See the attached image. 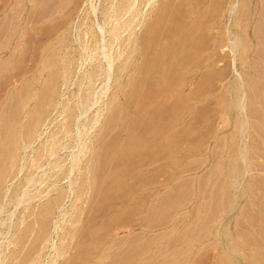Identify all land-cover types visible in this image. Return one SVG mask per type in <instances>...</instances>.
<instances>
[{
	"label": "bare ground",
	"instance_id": "bare-ground-1",
	"mask_svg": "<svg viewBox=\"0 0 264 264\" xmlns=\"http://www.w3.org/2000/svg\"><path fill=\"white\" fill-rule=\"evenodd\" d=\"M3 1L5 4L6 1ZM26 1L29 4L28 8L26 7ZM154 1L156 0H99L100 6L96 8L94 0H7V5L5 4L7 13L4 15V19L6 20V23L4 24L6 25L4 29L0 27V52L2 53V50L3 52L6 50V53L8 54L5 58L0 59V74H3L2 72L4 71L5 74L3 75L8 77L10 76L9 74L12 69L18 68L16 67L19 66V64L17 65V62L20 63L23 59L15 58L23 52L24 48H26L31 40L34 39L35 41H33L36 42L37 38L40 39L38 37V34L40 35L41 33L39 32L40 28L43 30V28L48 26L47 28L50 30H45L47 34H50V32L51 34L54 32L62 34L59 35V37L57 36L58 38H56L55 41L51 40L49 46H46V44L43 47H47L46 51L43 52L45 54L41 59L34 62L33 68L31 66L30 70L32 69V75L30 78H28L29 76L27 77L26 74L30 70H25V66L24 68L22 67L20 69L19 66L18 70H20V76L17 80L18 84L13 85L9 90L6 88L8 90L7 94L5 95L4 99H0V189L3 182L6 181L7 178L11 176V174L15 173V171H21V168L18 167V161L21 162V160H19L20 151H23L29 147V145L39 138V136L41 137L42 126L45 125V122H47V118L51 115L52 111L55 112L54 109L56 108L57 104L60 103L59 100L64 94L61 90V87L64 86L66 89L65 92L69 90L72 78L74 74H76L75 70H78L80 65H83L81 62L91 59L92 53L95 55V53L98 52L97 55H100L99 58L101 59V56H103L105 60H99L97 57L99 60V63L97 62L98 65L93 66L92 68L90 67V70H86L84 67L83 73L80 75V72V76H77L78 78L75 77V80H77L75 82L76 90L74 92H70V96L66 99V101H64L62 98V101L65 103L61 101L62 109H60L61 112L59 114L63 115V122L61 125L59 124L60 126L55 131H51L47 135L46 139L44 138L45 140L41 143V145L39 147L37 146L38 148L36 147L37 150L34 154V161L38 163L42 161L46 155L53 156L60 148H65L66 146L70 147L71 142L74 141L72 136L76 134H73L75 131L74 129H76V132H79V125H84V122H79L78 115L86 113L92 108V106L98 105V90L96 89L97 92L93 90L95 89L92 88V86H94L93 82L98 79L100 81L101 79L104 81V88L101 87L100 90V95L103 96L109 89L110 81H112V84L114 82V85L117 83L115 89L113 88L114 91L112 93L110 92V96L107 97L106 101L103 103L105 104L103 109L106 111V116L104 115L103 121L100 122L99 119H101L105 113H103L101 110L102 116H100L101 118H98V112L94 108L97 113L93 114L89 112L93 116L90 115L91 117L88 119L89 122L86 120L85 123L86 125H88L87 122L89 124L92 123L95 125L98 122L100 123L99 129L102 130L103 128L104 132L108 129L109 133L113 131L109 141L105 139L107 136L106 133L104 139L101 138V136L98 138L96 134L95 137H97V139H94L93 142L91 141L92 143L89 141L91 143V147H89L90 149L84 147V144L81 145L82 148L86 149V151L89 150L88 153L99 159V161L101 156L97 157V155L102 150L101 152L103 153V160H101L103 161V164L101 165L104 166L103 172L108 170V166L106 164H113L109 165V168L112 170H108L107 172L110 179L106 180L103 175H99L101 172L98 169L97 170L100 173L98 172V174L96 172L97 176L99 175V178L100 176H103L102 179H104L106 183L103 184V186H107H105L106 194L104 195L105 198H103L105 202L104 212H101L102 210H100L99 212L102 214L96 215L99 216V219L101 218L100 220L102 221L96 220V222H100L102 224L104 231H100L101 234L99 235L96 234L98 231H96L97 228L95 230L93 228V230H91V228L88 230V227L92 226H87L86 230L90 233V235L92 231L95 232L92 237L95 235L100 236L98 237V240L96 239L94 241L93 238L87 241V238L85 237L84 239L78 238L79 241L82 239L84 242L87 241V243H90L88 245H84L85 247L88 246L84 248L85 250L82 248L83 253L86 251L87 254L85 257H81L83 258V262L80 260L81 264H174L176 261H178L176 260L178 259L177 257L183 256L182 254L184 253V247L190 248L191 243H195V236L189 232L190 224L195 222L200 223L202 219L207 220L208 216L205 217V215H207L206 209L210 206V204H212V202L216 204L215 210L217 207L220 212L225 211L224 217L215 223V240L217 239V243H221V248L223 249V255H218V262L220 264H240L241 261L239 253L241 251L238 248L240 246L237 247V245L232 243L229 238L230 230L228 227L231 223L229 213L235 209L237 198L241 196L243 197L245 195V184L247 182L245 183L244 176L247 174V172H249L248 169H256L252 167L254 164L256 165V163H259V161L254 163L253 161H255V159L258 160L259 158H262L263 161L256 166L264 172V0H159L158 2L156 1L157 3ZM260 3H262L261 7L259 5ZM26 8L30 11L28 12ZM1 9L2 8L0 6V11ZM141 9H143V13L145 15L143 14L144 17L142 20H138L137 16L139 13H142ZM45 15L47 16L46 20H41ZM226 16L228 17V23L222 24L221 22ZM74 17L78 19L76 23L73 22V19L75 20ZM139 17L140 16H138V18ZM136 19L138 22H136ZM105 24H108V28L104 27ZM66 25H68L69 28L66 27ZM138 25H140L139 34L135 32ZM71 26L73 28L81 29L80 31L82 32L81 36L78 37V40H76L79 41L80 45V51L77 53V55L75 53V49L79 47L77 46V48H74V43L72 42V44L68 37ZM124 32L126 33L124 34ZM101 43H104L105 45H114V43L116 44L114 45L117 47V51L115 52V60L120 58L122 59L119 61V65L116 66V63L114 64L115 61L112 56L113 53H107L108 48H100ZM223 47L227 48L232 60L238 62L240 71L236 73V76H234L230 82L223 83L221 89L222 92L219 95V98H216L215 96L216 99L213 101V99L208 97V100L206 96L209 93L206 92L205 94V89L201 87L203 82L202 80L204 74L206 75V72L208 73V78L213 74H215L216 77L218 76L217 73H212L214 67H212L211 64L213 63V66H215L214 62L217 61L215 60V56L217 55L216 50L222 49ZM255 47L257 49L256 51ZM64 48H68V50L66 52H62L61 49L64 50ZM35 51L37 52L36 49ZM250 51H252V53ZM226 57L229 58V56ZM229 61L231 60L229 59ZM215 68L218 69L217 67ZM15 71L18 73L17 70ZM214 71L216 72V70ZM226 73L227 70L224 69L221 74L226 75ZM223 75L218 77L222 79ZM213 76L209 78L210 80L207 79L211 84L214 80L212 78H215ZM219 84L216 85L215 82V84H212L211 87L215 88L218 86L217 88L219 89ZM214 88L212 92L214 91ZM202 89H204V91H202ZM212 92L210 94H212ZM225 92L227 95L224 94ZM120 95L125 97L123 101H121ZM69 102H71L70 105ZM213 102V106L216 107L219 105L221 108L222 111L221 113L218 112L220 113V115H218L222 117V120L227 123L229 130H227L226 134L223 135L224 142L222 141L219 144V146L222 145L221 148L219 147L221 151H216L215 149L216 153L218 152V154H221V157L224 159L222 164L224 176L222 175V179H220L221 177L217 179H220V182L223 180V183L218 184L221 185V188L218 189L220 191L219 193L215 188L217 190L215 191L217 192V195H215V192L212 193V189L210 191L207 189V192L204 193V197L202 199L204 201L208 198V201L206 200L207 202H202L200 206L195 204L198 207H194V212L191 215V219L194 218L193 222L192 220L186 219L188 215L187 213L184 212L183 214L182 211V214H178V211L184 207L183 201L190 197L189 189L192 185L190 183L185 185L182 177L181 180H183V184H181L182 182L179 183L175 180L174 181L176 183H173L174 185L169 186V184L170 181L178 174L177 167L182 169L184 166L182 161L191 154L193 155L199 153L201 148L200 145L203 143L205 138L204 135L207 133L209 134V131L207 132L206 130L212 127L215 129V126H218H212L205 121L208 117L207 114L202 115V113L204 114L205 111L209 112V110H206V107H209V105L211 103L213 104ZM101 104L102 103H100V105ZM58 107L56 109H58ZM53 114L54 113H52V115ZM55 114L58 113L56 112ZM214 115L212 116V120H209L210 123L213 122ZM80 117L83 116L80 115ZM84 117H87V115ZM50 120L51 119H49V121ZM109 120L111 121L109 122ZM215 120L218 121L216 118ZM205 122L207 124H205ZM107 124H109L110 127H108ZM203 125H207V127L210 126V128H202ZM223 126H226V124ZM188 127L190 128L189 131ZM89 128L91 129V126H89ZM202 129L203 131L206 129L205 132L202 133ZM219 129L220 128L214 131L212 128L210 132L212 134V132H217ZM125 131L126 135H123ZM98 132H100V130ZM91 133L94 134V132ZM208 134L207 136L209 137ZM84 136L86 135L84 134ZM219 138H222L221 135ZM245 138H249L250 143H248V141H246L248 144L245 143ZM206 140L204 142H206ZM217 142L219 143L218 140ZM186 143H189V145ZM205 145L207 147L206 143ZM81 150H79V154L83 152ZM206 150L208 149L206 148ZM202 151L203 150L201 149V152ZM121 154L125 156L123 157L125 160H127V162H125L123 166L118 165V167H121L119 169L117 166H115L114 162L117 161V164L120 162L124 163L123 161L118 162L117 160L118 155L119 159L123 158ZM212 154L214 153L212 152ZM135 155L141 157L143 164L142 161L140 162L137 157H135ZM158 155H161L164 161H162L161 164L157 163L155 165L159 166L154 168V172H159L163 176L162 180H158L156 182L154 179V181L149 180L147 182L146 178L143 177V174L145 175V173L142 172V178L145 180H143V182L141 181L143 187L140 191H143L144 189V192H137L138 190L134 185H136V187L139 185V181H137L138 175L141 174L139 173V169L141 166H144V163H146L142 158L147 157V160L154 159L151 161V163H153V161L157 159L159 161L161 160L160 158H157ZM79 156L77 154H70L72 168L76 166L77 163H79ZM114 157L116 158L114 162H112V160H109L111 162H105L106 159H114ZM87 159V161H89L90 158ZM92 159L93 158H91L90 161L94 162L93 164H95V159H93L94 161H92ZM102 161L100 162L102 163ZM249 161L251 162V165L254 163L251 166L252 168L247 167L250 165ZM97 164L98 163L96 161V166L98 167ZM52 166L53 168L60 166V158H56L53 161ZM99 167L101 166L99 165ZM72 168L67 169V171H71ZM83 168L87 172L90 171L89 169H93L89 167L88 162L84 164ZM260 169L257 168V171H260ZM142 170L144 171L145 169ZM146 171V173L150 172V170L148 171L147 169ZM217 171H219V169ZM109 172L112 173L109 174ZM184 172L185 171L182 173ZM93 174L95 176V180L98 181L96 174ZM67 175L64 176L66 177ZM69 177L70 174L68 178ZM84 180L86 181V179ZM95 180H93L94 183L96 182ZM130 180H133L134 183H132V181L129 183ZM262 181L261 182L264 184V180ZM71 182V184L74 185L76 181L74 180ZM98 182L101 183L102 180ZM19 183H21V181ZM83 184L85 185V183ZM98 185L100 184L98 183L95 186L99 187ZM80 188H82L81 185ZM72 189L76 190L75 188ZM96 190L102 191V189L99 188ZM230 190L231 192L229 193ZM109 191H113L112 195L111 192L108 194ZM116 191H119L123 194L124 192L127 193V191H132L133 193H139V195H134L133 198H129L128 196L131 195V193L129 194L128 192V196L126 195V198L128 197V199H125V202L122 200L123 206L120 205L121 207H115L116 202L119 204L118 201L121 199L120 198L118 201H115L113 193H116ZM5 192L7 191L5 190ZM157 192H161V194H157ZM214 195L219 196V202L215 201L218 199H215L217 197ZM257 195H251L254 200H251V204L255 203V205L253 204V207H251L250 204V209L247 211L249 215L247 213L245 214L248 216V218L250 217V219H253V217L256 215L255 217L259 220V222L258 220H256L258 223L256 221L255 222L258 224L259 229L256 227L255 230L258 229V231L260 230V232L264 233L263 200L258 199ZM132 200H135L134 203ZM60 202L61 195L58 194L53 197L50 202H47L48 205L46 208L44 207L41 212H39L42 216L37 222L40 230L37 233L35 231V235L30 241L28 240V238L31 237L29 235L30 226L26 225L22 231L19 230L20 232L16 236L14 242L16 248L13 247L14 250L11 253V258L19 257L21 255L20 253L24 249L27 241H29L30 244L28 246L29 248L27 247V250H24L25 252L20 257V261L18 260L17 264H24L27 261H30L34 253L37 255L35 251H37L40 243H42V241L47 238V222L45 221L44 215L48 214V211L49 209L51 210L52 206H57ZM181 202L182 204H180ZM212 207L213 206L211 205L209 208ZM254 207L256 209H254ZM126 209V212L129 213V215L131 214V216H127V218L125 217L122 219V216L120 217L119 215H121L120 213ZM128 209L130 211H128ZM262 212L263 215L261 214ZM216 213V215L220 214L219 212ZM111 214H114L115 216V220H112L115 224L113 223L114 225H106L108 223H104L105 220L103 219L106 217L109 218V215ZM139 214L143 215V219L137 216ZM212 217L215 219L214 214H212ZM239 218L237 217V222ZM213 219L211 221H213ZM240 220L242 219L240 218ZM247 220L249 221V219ZM211 221L209 220V222ZM244 221L245 220H243L241 225L246 226ZM108 222L111 221L108 220ZM184 222L185 225L183 224L184 226L180 228L181 224ZM122 223H126L132 229V231H134L136 227L139 226L143 228H141V230L138 232L134 231L132 235L127 234L126 236L124 235V237H121L123 239L119 238V240H117L118 238H113L112 234L114 229V232L117 233L116 228L120 229V225ZM89 224L92 223L89 222ZM235 224L238 226L240 225L239 222H235ZM245 226H241V228H239L242 230V228ZM156 227H164L165 229L164 231H159V235H155L156 232L152 235H150L151 233L147 234L148 230H152ZM194 228L197 229L198 227ZM208 228H210V226ZM239 228L235 227L234 229L239 231ZM191 229H193L192 226ZM86 230L84 229V231H82L86 232ZM242 232L244 231L242 230ZM254 232L251 231L249 234H247L253 244H250L251 242L248 243L250 241L248 240V237V239H246L248 240L247 243L253 248L251 253L247 251L252 256L249 264H264V239H262L264 234L259 237L260 235L258 236ZM82 233L79 234L82 235ZM79 234L77 235L78 237L80 236ZM200 234L201 231L199 232V235ZM204 234L207 237V234ZM201 235L204 236L203 233ZM240 235H244L243 237L241 236V240H245L244 237H246V233H241ZM201 240L202 239H200V241ZM60 241L62 240L60 239ZM89 241H92L93 243ZM197 241H199V237ZM236 242L240 243V241ZM12 244L13 243H11V245ZM193 246L191 248H193ZM88 250L89 252H87ZM215 250L217 251L216 248ZM215 250L214 252H216ZM242 251H244V249ZM37 252H39V250ZM217 253L220 254V252ZM72 254L69 256L72 257ZM197 254L195 253V255H193L196 256ZM244 255L242 258L245 256L247 257V255ZM194 256H192V258ZM186 257L185 259L188 260V257ZM210 258L212 259V257ZM216 262L217 261H215V263ZM73 263L75 262L73 261ZM209 264L211 263L209 262Z\"/></svg>",
	"mask_w": 264,
	"mask_h": 264
},
{
	"label": "rangeland",
	"instance_id": "rangeland-1",
	"mask_svg": "<svg viewBox=\"0 0 264 264\" xmlns=\"http://www.w3.org/2000/svg\"><path fill=\"white\" fill-rule=\"evenodd\" d=\"M6 1V5H7V0H5ZM157 2L159 1V0H156ZM156 1H154L155 3H157ZM254 1V0H253ZM256 1V0H255ZM94 2H95V5H96V8H98L100 5V3H99V0H94ZM4 4V1L3 0H0V6H1V8L3 9H1V11H0V27L2 28V29H4L5 28V25L6 24H4V23H6V20L4 19V15L7 13V8H6V5ZM4 7H3V6ZM260 5V7H261V5H262V3H260L259 4ZM26 7L28 8L29 7V4H28V2L26 1ZM26 8V10L29 12L30 10H28ZM144 9V8H143ZM143 9H141L142 10V13H139V15L138 16H140L139 18H138V16H137V19L138 20H142L143 19V17H144V11H143ZM140 14H142V15H140ZM144 14V15H143ZM25 15H26V13H25ZM3 17V18H2ZM52 17V16H51ZM42 18V17H41ZM46 18H47V16L45 15V16H43V18L41 19V20H46ZM75 18V17H74ZM2 19V20H1ZM48 19H49V17H48ZM136 19V20H137ZM77 18H75V20L73 19V22L74 23H76L77 22ZM135 20V21H136ZM138 20L136 21V22H138ZM35 23V22H34ZM222 24L223 23H228V17L226 16V17H224L223 18V20H222V22H221ZM31 24V23H30ZM29 24V25H30ZM69 25V24H68ZM68 25H66V27H68L69 28V26ZM106 25V24H105ZM104 25V27H107L108 28V24L105 26ZM141 25V24H140ZM140 25H138L137 27H136V31L135 32H137V34H139L140 33ZM47 26V25H46ZM48 27V26H47ZM47 27H45V28H43V30H41L42 28H40V30H39V32H41L42 33V31H43V33L41 34L40 33V35L38 34V37L40 38V39H36V42H34L33 40H31V42L26 46V48H24V50H23V52L21 53V54H19L15 59H23L20 63H18L17 62V65L19 64V66H20V69L23 67L24 68V66H25V70H30V68H31V66H32V68H33V65H34V62L35 61H38L39 59H41L42 58V56H44V54L45 53H43V52H45L46 51V48H43L46 44V46H49L50 45V41L51 40H56V38H58L59 37V35H61L62 33H56V32H54L53 34H51V32H50V34H47V32H45V30L47 29L48 31L50 30V29H48ZM107 28H105V29H107ZM74 29V30H73ZM78 28H73L72 26H71V28L69 29L70 30V32H69V39H70V41H71V43L73 44V46H74V48H77V46L79 47V48H77V49H75L76 50V55H77V53L80 51L79 49H80V45H79V41H76V40H78V37H80L81 36V34H82V32L80 31L81 29H78ZM83 29V28H82ZM72 31V32H71ZM38 32V33H39ZM44 32H45V34H44ZM76 32V33H75ZM49 33V32H48ZM126 32H124V34H125ZM66 34H67V32H66ZM78 34V35H77ZM52 35V36H51ZM55 35V36H54ZM72 35V36H71ZM74 35H76V36H74ZM54 36V37H53ZM58 36V37H57ZM77 37V38H76ZM50 38V39H49ZM52 38V39H51ZM74 38V39H73ZM49 41V42H48ZM78 42V43H77ZM34 45V46H33ZM36 45V46H35ZM114 45H116L115 43H114ZM114 45H108V44H104V43H101L100 44V48L101 49H103L104 47H106V49L108 48V52L107 53H110V54H112V56H113V58H114V64L117 66V65H119L118 63H119V61L120 60H122L121 58L120 59H116L115 60V57H116V51H117V47H115ZM41 46V47H40ZM112 46V47H111ZM115 47V48H114ZM110 48V49H109ZM114 48V49H113ZM224 48V47H223ZM219 49V50H216L217 51V55L216 56H218V57H216L215 56V60H217V61H213L215 64V66H213V63L211 64V66L212 67H214V70H216V72L214 71V70H212V73H217V75L218 76H220V75H223V74H221L222 73V71L225 69V70H227V73H226V75H223V78H224V80H223V78L221 79V78H219L218 76L216 77L215 76V74H213L212 76L213 77H215V78H212V79H214L213 81H212V84L214 85L215 84V82H216V85L217 84H219L220 82V84H219V89L217 88V87H213L214 88V91L212 92V90H213V88L211 87L212 86V84L211 83H209V81L207 80V79H209V78H211V77H207V75H208V73L206 72V75L204 74V77H203V82H202V88H204L205 89V91H204V89H202V91H204L205 92V94H206V92L207 93H209L206 97L208 98V97H210L211 99H213V101H214V99H216V98H219V95L221 94V89H222V86H223V83H228V82H230L232 79H233V77L234 76H236V73H238L239 71H240V66H239V64H238V62H235L234 60H232V58H231V56H230V54H229V52H228V50H227V48L225 47L224 49ZM35 49L37 50V52L35 51ZM66 49V50H65ZM44 50V51H43ZM62 50V52H66L67 50H68V48H64V50L63 49H61ZM110 50V51H109ZM257 49H256V47H255V51H256ZM7 51L6 50H4V52H3V50H2V53H4V54H2L1 52H0V59H3V58H5L6 56H7V54L8 53H6ZM32 54H31V53ZM112 52V53H111ZM251 53H252V51H250ZM227 53V54H226ZM22 54H23V56H22ZM28 54V55H27ZM38 54V55H37ZM98 54V52L97 53H95V55L92 53V58L91 59H88V60H85L84 62H81L83 65H80V68H78V70L76 69L75 70V73L76 74H74V76H73V78H72V84L70 83V87H69V90H67L66 92H65V88H64V86H62L61 87V90H62V92L64 93L62 96H61V98H60V100H59V102L60 103H58L57 104V106H56V108L58 107V105H59V107H58V109H54L55 110V112L54 111H52V113H54L53 115H52V113H51V115L47 118L48 120H47V122H45V125L44 126H42V129H41V131H42V135H41V137L39 136V138H37L36 140H38V141H34L33 143H31L30 145H29V147H31V148H29V147H27L25 150H23V151H20V154H19V160H21V162L20 161H18V167H20L21 168V171L19 172V171H15V173H13V174H11V176L9 177V178H7V180L6 181H4L3 182V184L1 185V189H0V264H17V262H18V260L20 261V257L24 254V250H27V247L29 246V241L31 240V238L35 235V231H36V233L37 232H39V226H38V224H37V222H38V219H40L42 216L40 215V213L39 212H41V210L45 207H47V205H48V203L47 202H50L52 199H53V197H55L56 195H58V194H60L61 195V202L59 203V205H55V206H52V208H51V210L49 209V211H48V214H46V215H44V218H45V221L47 222V238L44 240V241H42V243H40V245L38 246V249H37V251L39 250V252H37V251H35L36 253H37V255L34 253V255L32 256V258H31V260L30 261H27L26 263H24V264H28V262H29V264H81V261L83 262V258H81V257H85L86 256V251H84V253H83V251H82V248H83V250H85L84 248H86V247H88V246H84V245H88V244H90V243H87V241L88 240H91V239H93L94 238V241L97 239L98 240V237H100L99 235L101 234V232L100 231H104L103 230V226H102V224L100 223V222H96V220L97 221H102V220H100L99 219V216H96V215H99L100 214V210H102L101 212H104V205H105V202H104V199L103 198H105V194H106V192H105V186L106 185H104L103 186V184H106L105 183V180L104 179H102L103 178V176H104V178H106V180L107 179H110V177L108 176V170L110 171V170H112V169H110L109 168V165L111 164H106L107 166H108V170L107 171H105V172H103V168H104V166L103 165H101V164H103V159H102V156H103V153L101 152H99L98 153V155H97V157H99V156H101V158H100V161H102V163L99 161V159H97L96 157H94V156H92V154H89L88 152H89V150H87L86 151V149H84V148H82V146L81 145H83L84 144V147H87V149H90L89 147H91L90 145H91V143L94 141V139L96 140L97 139V137H95V135L97 134V136H98V138H100V136H101V138H103L104 139V137L106 136V134H107V136H106V140L107 141H109L110 140V137H111V133H113V131H111V133H109L108 132V129L107 130H105V132H104V130H103V128H102V130L101 129H99V125H100V123H96L95 125H93L92 123L91 124H89L88 122V119L91 117L90 115H92V114H90V113H93V114H96L97 112H98V118H101L100 116H102V114H101V110H102V112L103 113H105V114H103V116H102V118L101 119H99L100 120V122L101 121H103V118H104V115L106 116V111L103 109L104 107H105V104H103L105 101H106V99H107V97H109L110 96V94L114 91V89H115V87H116V85H117V83L114 85V82H113V84H112V81H110L109 82V89L107 90V92H106V94L103 96V95H100V90H101V87H103L104 88V81L101 79V81L98 79V80H96V81H94L93 82V85L94 86H92V88H95V89H93L94 91H96L97 92V90H98V96L100 97H98V100H99V102H98V105H94V106H92V108L88 111V112H86V113H83V114H79L78 116H79V122H84V125H79V132H76V129H74L75 131H74V133L73 134H75V135H73L72 137H73V140L74 141H72L71 142V144H70V147H62V148H60L59 150H57V152H56V154L55 155H53V156H45L43 159H42V161H40V162H36V161H34V154H35V152H36V150H37V148L41 145V143L46 139V137H47V135L51 132V131H55L60 125H61V123L63 122V120H62V118H63V115H61V114H59L60 112H61V110L60 109H62V105H61V101H62V98H63V100L64 101H66V99L70 96L69 94H70V92H74L75 90H76V84H75V82L77 81V80H75V77H79L82 73H83V69H84V67H85V69L86 70H90L89 68L91 67H93V66H96V65H98V61L99 60H101L102 59V61H104L105 60V58L103 57V56H101L102 58L100 59L99 58V56L100 55H97ZM222 54V55H221ZM229 54V55H228ZM27 55V56H26ZM31 55V56H30ZM94 55V56H93ZM96 56V57H95ZM226 56H229V58H227ZM35 57V58H34ZM95 59H94V58ZM99 58V60H98V58ZM93 59V60H92ZM229 59L231 60V61H229ZM91 61H94V62H91ZM233 61V62H232ZM88 62V63H87ZM96 62V63H95ZM98 62V63H97ZM90 63V64H89ZM91 63H92V65H91ZM94 63V64H93ZM89 66H88V65ZM87 65V66H86ZM104 65H106V64H104ZM115 65H113V66H115ZM19 66H16V67H18L19 68ZM223 66H224V69H223ZM229 66V67H228ZM87 67V68H86ZM215 67H217L218 69H216ZM231 67V68H230ZM18 68L17 69H12L11 70V72H10V76H6V75H3V74H5V72L3 71L2 73L3 74H0L1 76H0V90H3V91H0L1 92V94H0V99H4V97H5V95L7 94V92H8V90L10 89V87L12 88V86L13 85H17L18 84V77L20 76L19 75V72H20V70H18ZM81 68H82V70H81ZM222 68V69H221ZM229 68V69H228ZM213 69V68H212ZM15 70H17L18 71V73H16V71ZM32 70V69H31ZM31 70L29 71V72H27L26 74H27V77L28 78H30L31 77V75H32V73H31ZM85 70V71H86ZM219 70V71H218ZM230 70V71H229ZM14 71V72H13ZM78 71V72H77ZM214 71V72H213ZM24 72V71H23ZM81 72V73H80ZM220 72V73H219ZM78 73V74H77ZM79 73H80V75H79ZM24 74V73H23ZM22 74V75H23ZM220 74V75H219ZM224 76H227V77H224ZM77 77V78H78ZM127 77V76H126ZM126 77H124V78H126ZM221 77V76H220ZM17 78V79H16ZM218 78V79H217ZM220 79V80H219ZM210 80V79H209ZM221 80H223V81H221ZM17 81V82H16ZM208 81V82H207ZM74 83V84H73ZM205 85H204V84ZM97 84H99V85H97ZM72 85V86H71ZM75 85V86H74ZM112 85V86H111ZM204 85V86H203ZM215 85V86H216ZM7 86V87H6ZM97 87V88H96ZM6 88H8V90L6 89ZM114 88V89H113ZM207 88H209V89H207ZM211 88H212V90H211ZM97 89V90H96ZM206 89H207V91H206ZM216 89V90H215ZM6 90V91H5ZM211 90V91H210ZM4 91H5V93H4ZM208 91H210V92H208ZM3 92V93H2ZM95 92V93H96ZM111 92V93H110ZM203 92V93H204ZM212 92V94H210ZM215 93V94H214ZM224 94H226L227 95V93L225 92ZM64 96H66V97H64ZM121 96V101H123L124 99H125V97L123 96V95H120ZM215 96H216V98H215ZM206 98V99H207ZM210 99V100H211ZM208 100H209V98H208ZM64 101H62L63 103H65ZM211 102V101H210ZM70 103L71 102H69V105H70ZM100 103H102L101 105H100ZM212 104V103H211ZM209 105V107H206V110L208 111L209 110V112H204V114L202 113V115H206L207 114V119L205 120L206 122H208L209 124H211L212 126H215V125H218V126H215V129H214V127H212L213 128V130L214 131H216L218 128H220L217 132H212V134H211V132H210V130H212V128H210V126L209 127H207V125H203V127L202 128H210V129H204V131H203V129H202V133L203 132H205V130L208 132L209 131V137L207 136V134L206 135H204V141L206 140V138H207V140H206V142H204L203 141V143L200 145V151H199V153L198 154H191L190 156H188L186 159H184L183 161H182V164H184V166H185V168H184V166L182 167V169L181 168H179V167H177V172H178V174L176 175V177H174V179H172L171 181H170V184H169V186H171V185H174L173 183H176V182H179V183H181V184H183V180H184V182H185V185H188L189 183L192 185L191 187H190V189L192 190H190L189 189V195H190V197L187 199V200H185V201H183L184 202V207H182L179 211H178V214H182V211H183V214H184V212L185 213H187L188 215H187V217H186V219H188V220H192L193 222H194V218H192L191 219V215H192V213L194 212V207L195 206H197V205H195V204H198L199 206H200V204H202V202L204 203V201H206V200H204L203 201V195H204V193L205 192H207L206 190L207 189H209V191L211 190L212 191V193L213 192H215V191H217L219 188H221L220 186L221 185H218V184H222L223 183V180L220 182V179H222L223 177H222V175L224 176V173H223V170H222V164H223V162H224V159L221 157V154H218V152L216 153V151L218 150V151H221L220 149H219V147L221 148V146L222 145H220L219 146V144H220V142H224V138H223V135H225L226 134V131L228 130V125H227V123L224 121V120H222V117H220L219 115H220V113H221V108L219 107V105H217L216 107L215 106H213L214 105V102H213V104L212 105ZM96 106V107H95ZM98 106V107H97ZM101 106V107H100ZM104 106V107H103ZM94 108H95V110L97 111H95L94 110ZM213 108H215V109H213ZM216 108H217V110H216ZM213 109V110H212ZM95 112H94V111ZM212 110V111H211ZM215 110V111H214ZM92 111V112H91ZM58 113V114H55V113ZM90 112V113H89ZM213 112V113H212ZM218 112H220V113H218ZM215 114L214 115V119H213V122L212 123H210V121L212 120V116L213 115H211V114ZM87 115V117H84V116H86ZM109 114H110V112H109ZM219 114V115H218ZM55 115V116H54ZM57 115V116H56ZM80 115L81 116H83V117H80ZM60 116V117H59ZM93 116V115H92ZM110 117V116H109ZM82 118V119H81ZM84 118V119H83ZM210 118V119H209ZM215 118L218 120V121H216L215 120ZM49 119H51L50 121H49ZM53 119V120H52ZM57 119V120H56ZM221 119V120H220ZM82 120V121H81ZM86 120L88 121L87 122V124L88 125H86L85 123H86ZM210 120V121H209ZM60 121V122H59ZM111 120H109V122H110ZM216 121V122H215ZM205 122V124H207ZM47 123V124H46ZM60 124V125H59ZM208 124V125H209ZM226 124V126H223V125H225ZM47 126V127H46ZM50 126V127H49ZM84 126V127H83ZM88 126V127H87ZM89 126H91V129L89 128ZM107 126L108 127H110L109 126V124H107ZM106 126V127H107ZM223 128H221V127ZM45 127V128H44ZM83 127V128H82ZM95 127H97V128H95ZM104 127H105V125H104ZM107 127V128H108ZM217 127V128H216ZM87 129V130H85V129ZM89 128V129H88ZM51 129V130H50ZM83 129V130H82ZM98 129V130H97ZM230 129V128H229ZM85 130V131H84ZM95 130V131H94ZM97 130V131H96ZM100 130V132H98ZM190 130V128L188 127V131ZM84 131V132H83ZM229 131V130H228ZM45 132V133H44ZM48 132V133H47ZM87 132H88V134H87ZM91 132H94V134L93 133H91ZM77 133H79V134H77ZM81 133H83V134H81ZM106 133V134H105ZM126 133V131L124 132V134L123 135H126L125 134ZM84 134L87 136H84ZM91 134V135H90ZM80 135V136H79ZM89 135V136H88ZM220 135H221V137L222 138H219L220 137ZM74 136H76V137H74ZM78 136V137H77ZM103 136V137H102ZM109 137V138H108ZM215 137V138H214ZM45 138V139H44ZM81 138H83V139H81ZM89 138V139H88ZM91 138V139H90ZM208 138H209V140H208ZM93 139V140H92ZM81 140V141H80ZM217 140L219 141V143L217 142ZM79 141H80V143H79ZM86 143H85V142ZM91 143H90V142ZM246 141H248V143H250V140H249V138H245V143H247ZM74 142V143H73ZM83 142V143H82ZM82 143V144H81ZM89 143V144H88ZM205 143L207 144V147H206V145H205ZM247 143V144H248ZM86 144H88V145H86ZM186 144H188L189 145V143H186ZM221 144H223V143H221ZM79 145V146H78ZM86 145V146H85ZM38 146V147H37ZM81 146V147H80ZM37 147V148H36ZM74 147H76V148H74ZM204 147V148H203ZM70 148H71V150H70ZM81 148H82V150H81ZM206 148L208 149V150H206ZM211 148V149H210ZM35 151H34V150ZM65 149H67V150H65ZM74 149V150H73ZM76 149V150H75ZM201 149L203 150L202 152H201ZM215 149H216V151H215ZM31 150V151H30ZM79 150H81V151H83V152H81V153H83V154H79ZM206 150V151H205ZM214 150V151H213ZM25 151V152H24ZM61 151V152H60ZM65 151V152H64ZM74 151V152H73ZM78 151V152H77ZM211 151V152H210ZM212 152L214 153V154H212ZM26 153V154H25ZM30 153V154H29ZM59 153V154H58ZM205 153V154H204ZM216 153V154H215ZM68 154V155H67ZM70 154H73V155H80L79 156V163H77V165L76 166H74L73 168L71 167L72 166V161H71V157H70ZM100 154V155H99ZM208 154V155H207ZM29 155V156H28ZM64 155V156H63ZM86 155V156H85ZM122 155V154H121ZM213 155V156H212ZM215 155V156H214ZM124 155H122V157H123ZM211 156V157H210ZM31 159H30V158ZM68 157V158H67ZM125 157V156H124ZM121 158V159H119V155H118V162H120V161H123L124 163H122V162H120V163H116V162H114L115 161V157H114V159L113 158H108V159H106L105 160V162H107V161H109V160H112V162H114V164H115V166H117V168H121V167H118V165H120V166H123V164H125V162H127V160H125V158ZM135 157H137V159L141 162L142 161V164H143V160H141V157L139 158L138 156H136L135 155ZM23 158V159H22ZM33 158V159H32ZM47 158H49V159H47ZM56 158H60V166H58V167H54L53 168V166H52V163H53V161L56 159ZM87 158H93V159H95V164H93L94 162H91L90 161V159H89V161H87L88 159ZM157 158H160L161 160L159 161L158 159L157 160H155V161H153V163H151V161L152 160H154V159H148L147 160V157L145 158V157H143L142 159H144L145 160V162L146 163H144V166H141V170L139 169V173H141V174H139L138 175V178H137V181H139L138 183H139V185L136 187V185H134L135 186V188L138 190L137 192H139V193H141V192H144V189H143V191H140L141 189H142V182H143V180H145L144 178H142V172H144L145 173V175L143 174V177H145L146 178V181L148 182L149 180L150 181H154V179H155V181L157 182L158 180H162V178H163V176L159 173V172H154V168L155 167H157V166H159V165H157V166H155L157 163L159 164H161L162 163V161H164V159H162V156L161 155H158V157ZM51 159V160H50ZM92 159V161H94ZM102 159V160H101ZM123 159V160H122ZM136 159V160H137ZM29 160V161H28ZM81 160V161H80ZM47 163H46V162ZM51 161V162H50ZM96 161H97V165H98V167L96 166ZM221 161V162H220ZM259 161V163H256V165H258V164H260V162H262L263 160H262V158H259L258 160H256L255 159V161H253L254 163L255 162H258ZM23 162V163H22ZM29 162H30V164H29ZM35 162V163H34ZM81 162V163H80ZM86 162H88V165H89V167L90 168H95L94 170L93 169H89L90 171H86L84 168H83V166H84V164L86 163ZM109 162H111V161H109ZM220 162V163H219ZM46 165H45V164ZM92 163V164H91ZM254 163H252V165L254 164ZM20 164V165H19ZM37 166H36V165ZM69 164V165H68ZM71 164V165H70ZM113 164V163H112ZM111 164V165H112ZM152 164V165H151ZM221 164V165H220ZM247 164H248V161H247ZM249 164L250 165H248L247 167L249 168H252V167H254V168H256V169H253V170H249L248 169V171L249 172H247V174H245V176H244V180H245V195L242 197H238L237 198V204H236V207H235V209L232 211V212H230L229 213V217H230V221H231V223L229 224V227H228V229L230 230L229 231V238H230V241H232V243H234L235 245H237V247L238 246H240V247H238L239 249H240V264L242 263V264H249V262H250V260H251V258H252V256L249 254V253H251L252 252V247H251V245L250 244H253L252 242H251V240H250V238H249V236L247 235V234H249L251 231H255L254 233L255 234H257L259 237H261L264 233L263 232H260V230L258 231V229H259V226H258V222H259V220L254 216L253 217V219H250V217L248 218V216L245 214V213H247L248 214V210L250 209L249 207H250V204H251V200L252 201H254L253 200V198H252V196H256L258 193V199H260V200H263L262 201V204H263V206H264V195H263V193H264V184L262 183L263 181L262 180H264L263 179V176H264V172L259 168V167H257L255 164L252 166L251 165V162L249 161ZM44 165V166H43ZM94 165V166H93ZM99 165L101 166V167H99ZM104 165H105V163H104ZM148 165V166H147ZM33 166V167H32ZM41 166V167H40ZM67 166V167H66ZM78 166V167H77ZM82 166V167H81ZM106 166V167H107ZM153 166V167H152ZM252 166V167H251ZM28 167V168H27ZM49 167H51V168H49ZM220 167V168H219ZM41 168V169H40ZM49 168V169H48ZM57 168V169H56ZM71 169L72 168V170L70 171H67V169ZM77 168V169H76ZM83 168V169H82ZM99 168H101V169H99ZM159 168V167H158ZM219 169V171H217L218 169ZM257 168L258 169H260V171L258 170L257 171ZM40 169V170H39ZM55 169V170H54ZM101 172H99L98 170ZM142 169H145L144 171L142 170ZM146 169L149 171L150 170V172H148V173H146L147 171H146ZM29 170V171H28ZM37 170V171H36ZM60 170V171H59ZM79 170V171H78ZM92 170V171H91ZM96 170V171H95ZM185 171L184 173H182L183 171ZM220 170H221V172H220ZM81 171V172H80ZM83 171H84V173H83ZM179 171H182V172H179ZM18 172V173H17ZM31 172V173H30ZM34 172H35V174H34ZM68 172H70V173H68ZM99 174V175H103V176H100V178H99V175L97 176V173ZM113 172V171H112ZM112 172H109V174H111ZM217 172V173H216ZM21 173V174H20ZM39 173H40V175H39ZM80 173V174H79ZM83 173V174H82ZM93 173H95L96 174V177L98 178L97 180L98 181H100V180H102V182L100 183V182H98V181H96L95 180V176H94V174ZM107 173V174H106ZM213 173V174H212ZM57 174V175H56ZM68 174V175H67ZM69 174H70V177L68 178V176H69ZM92 174V175H91ZM211 176H210V175ZM34 175V176H33ZM64 175H67L66 177L64 176ZM74 175H75V178H74ZM84 175V176H83ZM108 176V177H106V176ZM16 176V177H15ZM22 176V177H21ZM88 178H87V177ZM180 176V177H179ZM256 176V177H255ZM262 176V177H261ZM92 177V178H91ZM183 178V180H181L182 178ZM212 177H214V178H212ZM221 177V178H220ZM251 177V178H250ZM14 178V179H13ZM73 178V179H72ZM79 178V179H78ZM82 178V179H81ZM218 178H220L219 180H217ZM255 178H257V179H255ZM258 178H260V179H258ZM262 178V179H261ZM27 179V180H26ZM30 179V180H29ZM84 179H86V181L84 180ZM88 179V180H87ZM68 180V181H67ZM76 181L75 183H74V185H72L71 183V181ZM78 180V181H77ZM93 180H95L96 182V184H100V185H98L99 187H96L95 185V183H94V181ZM176 182H175V181ZM180 180V181H179ZM21 181V183H19ZM23 181V182H22ZM50 181V182H49ZM89 181V182H88ZM131 181H132V183H134L133 182V180H130V182L129 183H131ZM135 181V180H134ZM136 181V182H137ZM142 181V182H141ZM262 181V182H261ZM45 182H47V183H45ZM66 182H67V184H66ZM261 182V183H260ZM53 183H55V184H53ZM83 183H85V185L83 184ZM138 183H136V184H138ZM90 184V185H89ZM94 184V185H93ZM80 185H81V187L82 188H80ZM250 187H249V186ZM5 186V187H4ZM18 186V187H17ZM25 186V187H24ZM57 186V187H56ZM68 186V187H67ZM70 186V187H69ZM86 186V187H85ZM91 186V187H90ZM102 186V187H101ZM219 186V187H218ZM252 186V187H251ZM7 187V188H6ZM37 187V188H36ZM42 187V188H41ZM53 187V188H52ZM75 188L76 190H74V189H72V188ZM89 187V188H88ZM94 187V188H93ZM107 187V186H106ZM210 187V188H209ZM3 188H5V189H3ZM25 188H26V190H25ZM44 188V189H43ZM48 190H47V189ZM102 189V191L101 190H96V189ZM103 188H104V190H103ZM193 188V189H192ZM217 190H216V189ZM249 188H251V189H249ZM261 188V189H260ZM43 189V190H42ZM79 189V190H78ZM248 189V190H247ZM3 190V191H2ZM5 190L7 191V192H5ZM25 190V191H24ZM50 190H52V191H50ZM90 190V191H89ZM94 190H95V192H94ZM163 190V189H162ZM171 190V189H170ZM252 190H254V191H252ZM24 191V192H23ZM45 191V192H44ZM75 191V192H74ZM101 191V192H100ZM104 191V192H103ZM161 191V190H160ZM250 191V192H249ZM26 192V193H25ZM61 192V193H60ZM80 192V193H79ZM96 192H99V193H96ZM110 192H111V195H112V192L113 191H109V193L108 194H110ZM128 192H129V194L131 193V195H127L128 194ZM218 193L220 192L219 190L217 191ZM217 192H215V195H217ZM231 192V190L229 191V193ZM257 193V194H254V193ZM263 192V193H262ZM4 193V194H3ZM21 193H23V194H21ZM24 193H25V195H24ZM39 193V194H38ZM83 193V194H82ZM115 193V192H114ZM113 193V195H114V197H115V201L117 200H119L120 198V200L118 201L119 202V204H117V202H116V204H115V207H121V206H123V202H125L127 199H128V197L129 198H133V196L134 195H139V193H133L132 191L130 192V191H127V193L126 192H124V194L123 193H121V192H119V191H116V193L114 194ZM120 193V194H119ZM126 193V194H125ZM176 193V192H175ZM178 193V192H177ZM192 193V194H191ZM250 193H252V194H250ZM31 194V195H30ZM45 194V195H44ZM48 194H50V195H48ZM66 194V195H65ZM85 194V195H84ZM95 194H97V195H95ZM103 194V195H102ZM122 194V195H121ZM157 194H161V192H157ZM21 195V196H20ZM27 195V196H26ZM37 195V196H36ZM47 195V196H46ZM126 195L128 196L127 198H126ZM214 195V196H215ZM219 195V194H218ZM252 195V196H251ZM39 196V197H38ZM62 196H65V197H62ZM76 196V197H75ZM85 196V197H84ZM99 196V197H98ZM8 197V198H7ZM17 197V198H16ZM21 197V198H20ZM35 197V198H34ZM36 197H38V198H36ZM73 197V198H72ZM79 197V198H78ZM88 197V198H87ZM97 197V198H96ZM215 197H217V198H215V199H218V200H215V201H218L219 202V196H215ZM245 197V198H244ZM262 197V198H261ZM33 198V199H32ZM42 198V199H41ZM64 198V199H63ZM100 198V199H99ZM123 198V199H122ZM150 198H152V197H150ZM251 198V199H250ZM39 199H41V200H39ZM49 199V200H48ZM126 199V200H125ZM247 199V200H246ZM257 199V200H258ZM29 200V201H28ZM31 200V201H30ZM38 200V201H37ZM62 200H64V201H62ZM75 200V201H74ZM102 200V201H101ZM122 200H123V202H122ZM246 200V201H245ZM20 201V202H19ZM40 201V202H39ZM45 201V202H44ZM94 201V202H93ZM120 201H121V203H120ZM129 201H131V200H129ZM135 201V200H134ZM134 201L132 200V202L134 203ZM189 201V202H188ZM208 201V200H207ZM206 201V202H207ZM4 202V203H3ZM38 202V203H37ZM42 202V203H41ZM131 202V203H132ZM150 202V201H149ZM217 202V203H218ZM261 202V201H260ZM92 203V204H91ZM95 203V204H94ZM150 203H152V202H150ZM98 204H99V206H98ZM180 204H182V202L180 203ZM253 204L255 205V203H252L251 204V207H253ZM92 205V206H91ZM118 205V206H117ZM121 205V206H120ZM132 205V204H131ZM211 205L213 206L212 208H209V207H211ZM2 206V207H1ZM76 206V207H75ZM103 208H102V207ZM215 206H216V204H214L213 202H212V204H210V206L206 209V211H207V215H205V217H207L208 216V218H207V220L206 219H202V221L200 222V223H197V222H195V223H193V224H190V227H189V232H191L192 234H193V236H195V243H193L195 246H194V249L195 250H192L191 252H190V254H188V255H186L187 257H188V260L187 259H185V255L184 254H182L183 256H181V257H177L178 259H176V260H178V261H176V263H174V264H185V262H186V264H209V262L211 263V264H220L219 262H218V255H223V252H222V245H221V243H217L218 241H217V239L215 240V235H216V231H215V223H216V221H219L222 217H224V214H225V211H219L218 210V208L216 207V210H215ZM240 207V208H238V207ZM248 206V207H247ZM36 207V208H35ZM114 207V208H115ZM129 207V206H128ZM198 207V206H197ZM256 207V206H255ZM254 207V209H256ZM30 208V209H29ZM58 208V209H57ZM92 208V209H91ZM131 208V207H130ZM53 209V210H52ZM57 211H56V210ZM191 209H192V211H191ZM211 209V210H210ZM240 209V210H239ZM258 209V208H257ZM24 210V211H23ZM210 210V211H209ZM243 210V211H242ZM98 211V212H97ZM127 211V209L126 210H124L122 213H120L121 215H119L120 217L122 216V219L123 218H127V216H131V214L129 215V213H127L126 212ZM128 211H130L129 209H128ZM212 211H214V212H212ZM31 212V213H30ZM50 212V213H49ZM59 212V213H58ZM125 212V213H124ZM212 212V213H211ZM216 212H219L218 214L219 215H216L217 213ZM224 212V213H223ZM240 212H242V213H240ZM263 212H264V210H263ZM263 212L261 213L262 215H263ZM29 213V214H28ZM240 213V214H239ZM244 213V214H243ZM20 214V215H19ZM64 214H65V216H64ZM95 214V215H94ZM102 214V213H101ZM100 214V215H101ZM123 214V215H122ZM143 214V213H142ZM142 214H139V215H137L139 218H141V219H143L142 217H143V215ZM212 214H214V218H215V215H216V218L215 219H213V217H212ZM234 214V215H233ZM235 214H236V216H235ZM29 215V216H28ZM73 215V216H72ZM190 215V216H189ZM238 215H240V216H238ZM246 215V216H245ZM249 215V214H248ZM110 216V217H109ZM108 217L109 218H104L103 220H105V222L104 223H108V224H106V225H114L115 223L113 222L114 220H115V216H114V214H111V215H109ZM111 216H113V217H111ZM243 218H242V217ZM23 217V218H22ZM50 217V218H49ZM135 217H136V215H135ZM204 217V218H205ZM237 217L239 218H241L242 220H240V218L238 219V222H239V226L238 225H236L235 224V222L236 223H238L237 222ZM19 218H20V220H19ZM53 218V219H52ZM78 218V219H77ZM90 218V219H89ZM113 218V219H112ZM190 218V219H189ZM245 218V219H244ZM254 218H255V220H254ZM22 219V220H21ZM35 221H34V220ZM37 219V220H36ZM93 219V220H92ZM99 219V220H98ZM107 219V220H106ZM213 219V221H211ZM247 219H249V221L247 220ZM82 220H83V222H82ZM85 220V221H84ZM108 220L109 221H111V222H108ZM113 220V221H112ZM209 220L211 221V222H209ZM243 220H245L244 222H245V224H246V226L245 225H241V223L243 222ZM252 220V221H251ZM256 220H258V222L256 221ZM78 221V222H77ZM138 221V220H137ZM196 221V220H195ZM198 221V220H197ZM208 221V222H207ZM257 223H256V222ZM16 222H18V223H16ZM30 224H29V223ZM88 222V223H87ZM89 222L90 223H92V224H89ZM136 222V221H135ZM249 222V223H248ZM21 223V224H20ZM98 223V224H97ZM114 223V224H113ZM204 223H206V224H204ZM252 225H251V224ZM32 224H33V226H32ZM82 224H84V225H82ZM95 224V225H94ZM185 225V222L184 223H182L181 224V226H180V228H182L184 225ZM209 224V225H208ZM26 225L27 226H30V231H29V235L31 236V237H29L28 238V240L29 241H27V243L25 244V247H24V249L22 250V252L20 253L21 255L19 256V257H14V258H11V253H12V251L14 250V248H16V246H15V244H14V242H15V238H16V236L19 234V232L20 231H22L25 227H26ZM98 225H99V227H98ZM248 225V226H247ZM253 225H254V227H253ZM260 225V224H259ZM7 226V227H6ZM79 226H80V228H79ZM87 226H92V227H88V230L91 228V230H95L96 228V234H99L98 236H93L92 237V235L95 233L94 231H90L91 232V235H90V233L89 232H87V230H86V228H87ZM191 226H192V228L193 229H191ZM210 226V228H211V231H210V228H208ZM241 226H245V227H243L242 228V230L246 233V237H244L245 238V240L246 239H248V240H250L249 242H248V240H246V242H245V240H241L242 238H241V236L242 235H240L241 233L242 234H245L244 232H242V230L240 229L241 228ZM250 226H251V229H250ZM85 227V228H84ZM194 227H198L197 229H195ZM200 227H202V228H200ZM204 227V228H203ZM206 227V228H205ZM214 227V228H213ZM232 227V228H231ZM235 227H237V228H239L238 230L239 231H237V229L235 230L234 228ZM246 227H247V230H246ZM256 227L258 228L257 230H255L256 229ZM8 228V229H7ZM20 228V229H19ZM49 228V229H48ZM76 228V229H75ZM93 228V229H92ZM121 228H122V231H121ZM141 228H143V227H136V229L134 230L135 232H138V231H140L141 230ZM159 227H156V228H154V229H152V230H148L147 231V234H150V235H152L153 233L155 234V232H156V234L155 235H159V231H164V227H162V228H159ZM254 228V229H253ZM2 229V230H1ZM84 229L86 230V232H83L84 231ZM131 228L126 224V223H122L121 225H120V229L119 228H116V230H117V233L116 232H114L115 231V229H114V231H113V234H112V236H113V238L114 237H116L115 239H117V240H119V238L120 239H123V238H121V237H124V235L126 236L127 234L128 235H132L133 233H134V231H132V229L130 230ZM206 229H207V232H206ZM250 229V230H249ZM18 230V231H17ZM20 230V231H19ZM74 230V231H73ZM78 230V231H77ZM83 230V231H82ZM119 230V231H118ZM194 230V231H193ZM197 230V231H196ZM204 230V231H203ZM13 231V232H12ZM75 231H77L76 233H74ZM83 233H82V232ZM201 231V234L203 233V235L204 236H202L201 234L199 235V232ZM203 231V232H202ZM210 231V232H209ZM213 231V232H212ZM215 231V232H214ZM236 231H237V233H236ZM247 231H249V232H247ZM100 232V233H99ZM132 232V233H131ZM239 232H241V233H239ZM257 232V233H256ZM16 233V234H15ZM82 233V235H80V234ZM85 233V234H84ZM87 233H88V235H87ZM116 233V234H115ZM120 233H121V235H120ZM197 233V234H196ZM204 233H206L207 234V237H206V235L204 234ZM213 235H212V234ZM50 236H49V235ZM76 234V235H75ZM80 235L79 237L77 236V235ZM119 234V235H118ZM190 234V233H189ZM232 234V235H231ZM90 235V236H89ZM123 235V236H122ZM77 236V237H76ZM197 236V237H196ZM209 236V237H208ZM244 236V235H243ZM242 236V237H243ZM84 237L85 238H87V241H83L82 239L79 241V239L80 238H83L84 239ZM198 237H199V241H197L198 240ZM203 237V238H202ZM206 237V238H205ZM248 237V238H247ZM263 238L262 239H264V235L262 236ZM9 238V239H8ZM77 238V239H76ZM79 238V239H78ZM197 238V239H196ZM210 238V239H209ZM239 238V239H238ZM243 238V239H244ZM60 239L63 241H60ZM200 239H202L201 241H200ZM257 239V238H256ZM3 240V241H2ZM52 240V241H51ZM74 242H73V241ZM233 240H234V242H233ZM93 241V240H92ZM92 241H89V242H91V243H93ZM166 241V240H165ZM236 241H240V243H238V242H236ZM241 241H242V245H241ZM250 243V244H248V243ZM6 243V244H5ZM11 243H13L12 245H11ZM53 243V244H52ZM66 243V244H65ZM206 243V244H205ZM237 243V244H236ZM74 244V245H73ZM75 244H78L79 245V247H78V245H75ZM82 244H83V246H82ZM215 246H214V245ZM53 245V246H52ZM81 245V246H80ZM197 245V246H196ZM214 247H213V246ZM221 245V246H220ZM57 246V247H56ZM73 248H72V247ZM76 246V247H75ZM205 246H206V248H205ZM208 246V247H207ZM210 246V247H209ZM212 246V247H211ZM14 247V248H13ZM58 249V251H57V249ZM202 247V248H201ZM243 247V248H242ZM2 248V249H1ZM29 248V247H28ZM42 248H43V250H42ZM70 248V249H69ZM76 250H75V249ZM211 248H212V250H211ZM215 248L217 249V251L215 250ZM251 248V249H250ZM4 249H6V250H4ZM56 249V250H55ZM72 249V250H71ZM244 249V251H242V250ZM201 250V251H200ZM212 251V252H209V251ZM214 250L216 251V252H214ZM62 251V252H61ZM77 251V252H76ZM194 251H196L195 253L197 254L196 256H194L195 255V253H194ZM209 253H208V252ZM247 251H249V253L247 252ZM87 252H89V250L87 251ZM217 252H220V254H218ZM72 253H74V254H72L73 256L72 257H70L71 256V254ZM81 253V254H80ZM83 253V254H82ZM217 253V254H216ZM79 256H78V255ZM194 254V255H193ZM202 255V256H200V255ZM210 254V255H209ZM247 255V257L245 256V255ZM3 255V256H2ZM70 255V256H69ZM75 255V256H74ZM199 255V256H198ZM214 255V256H213ZM245 256V257H243L244 258V260H243V258H242V256ZM77 256V257H76ZM189 256H190V258H189ZM192 256H194L193 258H192ZM204 256H206V257H204ZM212 257V259L210 258V257ZM39 257V258H38ZM43 257V258H42ZM186 257V258H187ZM197 257V258H196ZM198 257H200V258H198ZM205 259H204V258ZM184 260H183V259ZM193 260H192V259ZM195 258V259H194ZM207 258V259H206ZM242 258V259H241ZM247 260H249V261H247ZM250 258V259H249ZM4 259V260H3ZM70 259V260H69ZM73 259V260H72ZM74 259H77V260H74ZM180 259V260H179ZM7 260V261H6ZM35 260V261H34ZM66 260V261H65ZM81 260V261H80ZM101 260V259H100ZM99 260V261H100ZM181 260H182V263H181ZM192 260V261H191ZM195 260H196V262H195ZM198 260V261H197ZM200 260H201V262H200ZM210 260V261H209ZM31 261H33V262H31ZM38 261V262H37ZM41 261V262H40ZM69 261V262H68ZM73 261L75 262V263H73ZM215 261H217L216 263H215ZM36 262V263H35ZM184 262V263H183ZM191 262V263H190ZM194 262V263H193Z\"/></svg>",
	"mask_w": 264,
	"mask_h": 264
},
{
	"label": "crops",
	"instance_id": "crops-1",
	"mask_svg": "<svg viewBox=\"0 0 264 264\" xmlns=\"http://www.w3.org/2000/svg\"><path fill=\"white\" fill-rule=\"evenodd\" d=\"M185 245H186V244H185ZM193 245H194V244L191 243V247H192ZM183 246H184V245H183ZM191 247H190V248H191ZM190 248H185V247H184V253H183V254H184V255H187V254H189L192 250H195V249H194V246H193V248H191V249H190ZM189 249H190V250H189ZM187 252H188V253H187ZM192 252H193V251H192ZM194 252H195V251H194ZM186 253H187V254H186Z\"/></svg>",
	"mask_w": 264,
	"mask_h": 264
}]
</instances>
